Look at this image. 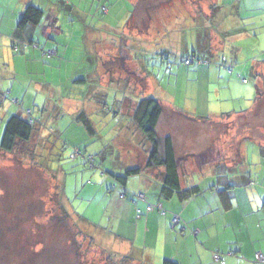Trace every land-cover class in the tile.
Segmentation results:
<instances>
[{
  "label": "crops",
  "instance_id": "crops-1",
  "mask_svg": "<svg viewBox=\"0 0 264 264\" xmlns=\"http://www.w3.org/2000/svg\"><path fill=\"white\" fill-rule=\"evenodd\" d=\"M64 1L0 0V104L6 99L12 100L15 112L11 116L19 117H24L23 114L27 112L31 116L34 113L38 115V110L45 107V114L41 118L44 126L59 107L61 117L57 120L69 129L75 124L78 113L83 112L87 118L93 115V108L87 106L89 94L72 89L71 84L77 89L87 85L105 86L108 91L111 90L106 101L110 95L114 99L109 126L113 133L112 142L129 153V164L135 165L133 168L143 169L140 174L127 179L124 186L116 184L113 179V185L121 195H125L124 202L119 198L116 200L115 211L128 231L133 233L127 235V240L124 239L122 253L134 261L142 259L144 264H162L165 260L176 264H264L257 263L255 258L256 254L264 257V166L254 172L248 166L255 155L261 159L264 155V43L260 34L264 33V0H237L232 11L226 6L229 0H221L220 4H216V0H205L204 7L189 8L190 15L196 18L194 27L206 33L207 44L202 49L207 50L211 58L228 48L235 60L240 59L236 68L239 79L243 81L241 85H247L246 77L252 81L253 85L246 92L253 99H249V104L239 112L228 113V116L222 112L215 114L208 102L203 103L202 99L200 107L183 108L175 107L167 98L162 100L165 102L157 99L161 114L156 133L163 125L165 129L161 139L169 137L172 140L180 188L199 190L197 196L183 202L176 195L168 199L162 197L163 168L145 169L149 145L147 148L140 147L144 140L132 118L138 101L146 98V94L151 97L153 91L146 93V89L143 90L136 81L143 80L144 71L136 67L130 54L126 55L124 65H120L117 44L110 42L103 46L102 42L93 38L89 42L90 49H93L92 57H99L97 59L100 61L95 63L89 60L84 68L75 67L68 74L63 61H60L59 73L64 74H59L58 84L40 82L29 75L33 69L37 70L47 51H54V56L59 54L56 48L46 47L54 43L52 38L61 34L54 16L55 2L62 5L66 4ZM28 5L42 10V20L37 26H28L15 37L18 21ZM63 8L71 12L70 7ZM104 12L106 15L111 13L109 9L102 14ZM47 15L51 18L46 20ZM250 18L256 20L246 23ZM99 25L96 24L101 31L118 30ZM121 25L126 26L127 21ZM97 27L91 30L96 31ZM38 42L43 46L39 47ZM83 43L87 44L86 39H83ZM15 46L17 53L14 52ZM67 50L63 57H66ZM84 54L80 50V60ZM185 58L193 60L190 65L197 62L198 73L199 68L203 67L201 65L207 63L205 58L195 53L192 58ZM224 62L223 59L222 63L226 65ZM23 66L25 74L19 77L17 70ZM223 68L228 69V74L232 76V67ZM60 86L66 93L59 92ZM42 90L45 93L39 99ZM199 93L206 96L203 91ZM94 111L99 112L98 109ZM101 113L104 114V111ZM235 114L240 118L238 123L230 119ZM76 123L73 126L81 125ZM235 124L239 128L236 136ZM204 129H210L213 135L209 134L203 146L196 148L193 145L195 137L191 133ZM52 131L50 135L55 132ZM128 131L136 133L132 143L124 138ZM41 136L42 133L36 130L32 138L41 140ZM76 155L83 156V153L76 152ZM129 169L132 168L126 171ZM140 193L146 201L136 200V195ZM147 205H160L161 211L148 213L145 210ZM174 217L179 219L175 226L172 224ZM138 231L142 238L140 243ZM215 255H218L217 261L214 260Z\"/></svg>",
  "mask_w": 264,
  "mask_h": 264
},
{
  "label": "rangeland",
  "instance_id": "rangeland-1",
  "mask_svg": "<svg viewBox=\"0 0 264 264\" xmlns=\"http://www.w3.org/2000/svg\"><path fill=\"white\" fill-rule=\"evenodd\" d=\"M64 2L66 4L55 2L54 5L56 25L61 34L52 38L54 43L46 47L56 48L59 54L50 59L42 57L44 60L37 70L29 72L34 80L58 84L59 74H64L59 73L60 61H63L66 74L75 67L84 68L89 60L95 63L100 61L99 57H92L93 49L89 46L94 38L103 46L110 42L117 44L120 65H124L126 55L130 54L136 67L144 71L143 80L136 81L143 90L146 89V93L153 91L151 97L161 102L167 98L175 107L183 108L200 107L203 100V103L208 102L215 114L222 112L227 115L239 112L249 104V99H253L246 92L253 85L252 81L246 77L247 85H241L243 81L239 79L236 68L240 59L235 60L228 48L211 58L208 51L202 49L207 44L206 33L194 27L196 18L190 15L189 8L200 9L204 7L205 0ZM219 2L221 0L215 1L216 4ZM236 3L237 0H229L226 6L232 11ZM64 6L70 7L71 12ZM107 9L111 13L102 14ZM49 17L47 15L46 20ZM255 20L250 18L246 23ZM126 21L127 25L123 27L121 24ZM96 24L118 30L101 31ZM95 27L100 32L91 30ZM261 33L264 43V33ZM83 39H86V45ZM38 45L43 46L40 42ZM66 48V57H63ZM80 50L85 53L81 60ZM192 53L205 58L207 62L200 66L199 73L197 62L190 66L183 63L185 57H193ZM223 59L226 65L222 63ZM223 67H232V76ZM24 74L23 66L17 70V75L20 77ZM129 75L132 73L129 72ZM71 85L72 89L89 94L87 106L93 108L94 116L89 115L88 119L93 135L82 125L73 126L76 122L71 128H64L65 125L57 120L60 116L58 107L47 125L40 122L36 126V130L42 133L41 140L32 138L13 154L0 152V264H144L142 259L131 261L122 253L124 239L127 240V235L133 233L128 231L115 211L116 200L122 193L113 185V179L123 176L126 169L135 165L129 164V153L112 142L113 133L109 126L114 99L110 95L106 101L111 90L98 85L78 89ZM199 91H203L207 99ZM59 92L66 93L62 86ZM44 93L40 91L38 98L43 97ZM12 103V100L6 99L0 104V141L6 121L15 112V104ZM23 116L28 115L24 113ZM34 116L40 119L44 114L34 113ZM230 119L238 123L240 118L235 114ZM237 126L235 124V136L239 133ZM164 129L165 126H159V139ZM50 130L55 132L52 131L50 135ZM136 133L128 131L124 138L132 143ZM138 133L143 137L140 131ZM209 134L213 135L210 129L192 132L191 135L195 137L193 145L201 148ZM143 140L139 146L147 148L144 137ZM76 152L83 153L84 157L76 155ZM85 157H93V167L87 161L85 163ZM248 166L253 172L257 171L264 166V155L262 159L255 155ZM125 194L129 199L128 193ZM129 221L132 222L130 218ZM139 231L137 233L140 235ZM141 239L140 235L139 243Z\"/></svg>",
  "mask_w": 264,
  "mask_h": 264
},
{
  "label": "trees",
  "instance_id": "trees-1",
  "mask_svg": "<svg viewBox=\"0 0 264 264\" xmlns=\"http://www.w3.org/2000/svg\"><path fill=\"white\" fill-rule=\"evenodd\" d=\"M42 17L43 12L41 9L33 5H28L18 21L14 33L15 37H18L28 26H37L42 20ZM16 44L17 43H14L13 45ZM192 55H194V53H192ZM38 113L45 114V107L40 108ZM160 114L161 108L158 101L153 97H146L138 101L132 118L135 127L141 132L149 145V157L145 169H164L161 189V195L164 199L176 195L180 201H187L190 198L197 196L199 190L198 188H190L186 190L180 188L177 160L175 158L172 140L169 137L159 139L156 133V125ZM27 115V117L11 116L6 121L0 141V152L4 154H13L19 150L22 145H27L31 141L32 136L36 131V126L41 122L42 116L39 119L35 116H31L30 112ZM75 120L80 123L89 134H93L90 121L83 112L78 113ZM142 170L143 169L141 168L129 169L123 176L114 177L115 183L124 186L129 177L140 174ZM61 192L63 194L62 188ZM123 196L125 198V195ZM126 258L133 261L131 257ZM162 264L176 263L165 260Z\"/></svg>",
  "mask_w": 264,
  "mask_h": 264
},
{
  "label": "built area",
  "instance_id": "built-area-1",
  "mask_svg": "<svg viewBox=\"0 0 264 264\" xmlns=\"http://www.w3.org/2000/svg\"><path fill=\"white\" fill-rule=\"evenodd\" d=\"M17 50L18 49L15 47L14 48V51L17 52ZM44 55H45V58L46 59H50L55 54H54V51H47ZM192 62H193V60H191V59H185V61L183 63H184L185 66H188ZM28 113L29 112H27V114ZM86 161H87V163L89 164L90 167H93V163L94 162H93V159L92 158H87ZM135 198H136V200L141 201V202L146 201L145 196L143 194H141V193L140 194H137ZM119 199H122L123 200L124 199V196L123 195H120L119 196ZM145 210L148 213L149 212H152L154 210L161 211V206L160 205H156V206L147 205V207H146ZM161 214H162V212H161ZM178 221H179L178 217H174L173 220H172V224L175 226V225L178 224ZM255 258H256L257 263H263L264 262V257L261 254H256ZM217 259H218V255H215L214 256V260L217 261Z\"/></svg>",
  "mask_w": 264,
  "mask_h": 264
}]
</instances>
